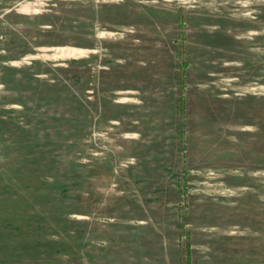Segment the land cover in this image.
Wrapping results in <instances>:
<instances>
[{
	"label": "rangeland",
	"instance_id": "obj_1",
	"mask_svg": "<svg viewBox=\"0 0 264 264\" xmlns=\"http://www.w3.org/2000/svg\"><path fill=\"white\" fill-rule=\"evenodd\" d=\"M0 264H264V0H0Z\"/></svg>",
	"mask_w": 264,
	"mask_h": 264
},
{
	"label": "bare ground",
	"instance_id": "obj_2",
	"mask_svg": "<svg viewBox=\"0 0 264 264\" xmlns=\"http://www.w3.org/2000/svg\"><path fill=\"white\" fill-rule=\"evenodd\" d=\"M67 52H68V54H71V53L80 54L82 52V50L81 49H77V50L76 49H70V50H67Z\"/></svg>",
	"mask_w": 264,
	"mask_h": 264
}]
</instances>
